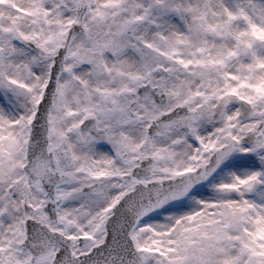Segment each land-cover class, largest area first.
<instances>
[{"label": "snow or ice", "instance_id": "obj_1", "mask_svg": "<svg viewBox=\"0 0 264 264\" xmlns=\"http://www.w3.org/2000/svg\"><path fill=\"white\" fill-rule=\"evenodd\" d=\"M0 264H264V0H0Z\"/></svg>", "mask_w": 264, "mask_h": 264}]
</instances>
